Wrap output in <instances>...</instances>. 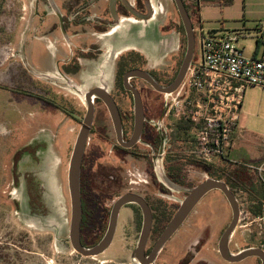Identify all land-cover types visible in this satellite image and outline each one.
<instances>
[{
  "label": "rangeland",
  "instance_id": "374dc122",
  "mask_svg": "<svg viewBox=\"0 0 264 264\" xmlns=\"http://www.w3.org/2000/svg\"><path fill=\"white\" fill-rule=\"evenodd\" d=\"M35 1L0 0V264H139L130 256L137 239V226L123 210L118 213L113 239L102 253L83 256L70 244L68 164L86 110L80 92L87 90L92 80L73 89L55 80L64 85L57 86L53 83L55 78L47 80L40 74L31 78L27 74L26 61L36 73L51 63L50 54L40 44L32 55L24 56L30 35L23 30ZM187 1L194 27L197 28L200 19L205 30L240 35L237 44L243 47V54H253L257 45L255 36L260 26L264 27V0H233L230 3L199 0L195 6L191 0ZM159 3L162 6L154 3L157 14L153 21L168 22L165 27L170 26V29L167 32L180 31L181 50L175 60L178 67L186 48L185 32L173 2L160 0ZM194 36V57H197V32ZM261 49L259 42L256 55ZM154 100H147L148 108L152 110H149L147 125L152 134L153 120L158 114L153 110L162 106L163 94ZM180 137L176 130L170 134L168 150L174 152L161 160L160 170L155 161L153 173L149 158L136 160L126 154L108 153L107 142L90 135L85 145L83 175L88 177L98 168L107 172L114 169L118 177L128 176L136 182L123 180L120 186L112 183L109 187L81 190L83 245L91 246L103 236L111 204L128 188L139 189L150 196L154 191V197L166 203L167 212L161 215L164 226L169 219L167 214L174 207L167 197L179 198L183 194L163 188L164 184L168 186L164 182L175 183L177 190L191 188L211 177L209 164H198L199 160L185 161L187 157L182 151L187 147ZM227 159H217L214 163L221 162L230 168H236L234 163L264 164V87L246 86ZM244 171L237 178L224 176L222 179L233 188L240 207L239 221L230 241L232 251L247 247L264 249V182L252 168L245 167ZM149 173L153 174V179ZM262 177L264 179V173ZM143 179L161 183L160 191L147 188ZM199 202L184 226L179 227L168 242L173 247L179 243L182 251H189L191 247L199 249L192 263H196L206 247L216 246L220 229L231 218L219 192L209 191ZM205 227H208V233L203 231ZM254 258L249 256L234 263L221 261L225 264H260V260Z\"/></svg>",
  "mask_w": 264,
  "mask_h": 264
},
{
  "label": "flooded vegetation",
  "instance_id": "af4514ba",
  "mask_svg": "<svg viewBox=\"0 0 264 264\" xmlns=\"http://www.w3.org/2000/svg\"><path fill=\"white\" fill-rule=\"evenodd\" d=\"M173 5H175L174 0H171ZM45 2V4H43ZM160 0L157 1L159 5ZM184 4H186V9L189 13L190 19L191 14L188 6V1L183 0ZM153 5V4H152ZM149 0H36L35 6L32 8L29 14V17L26 22V26L23 30L25 34L29 32V40L27 43L26 38V53L24 56L29 53L33 54L34 48L38 46V44L42 45L44 51L47 50V53L50 54L49 60L50 64L47 66L49 68L52 67V70H48L45 67L43 70L39 72H32L31 66L26 61V72L31 78L38 77L37 74H40L44 79L50 80L51 78H55L53 83L59 87H64L63 84L57 83L58 80L61 83L66 84L68 87L75 86V82L77 81V75L80 71V67L83 60H94L98 58L102 54V48L98 45V40L96 34L106 31L114 22L121 18V16H134L138 17L141 15H148L151 11L155 12ZM159 6H162L159 5ZM176 8V5H175ZM177 9V8H176ZM178 12V11H177ZM179 15V14H178ZM181 21V19H180ZM192 22V19H191ZM182 24V22H181ZM164 23L162 25V30L165 28L166 31L170 29V26ZM183 27V25H182ZM193 27V24H192ZM163 30V31H165ZM22 32V33H23ZM180 35V31H179ZM49 50V52H48ZM181 50V41H180V49L177 54L169 55V63L162 67H150L144 57V54L136 51V50H127L123 53H120L116 57L115 66H114V75L111 87L107 90L109 95L114 101L116 106V111L118 118L116 119L118 122L119 133L115 125V121L110 113L107 105L100 99L95 97L93 100L94 112L92 124L88 133L87 139H90V135H94L98 138L103 139L107 142L108 153L111 154H126L134 159H145L149 158L152 166L151 172L154 173L155 168L154 162L157 160V157H161L162 160L165 159L168 154L174 152L173 150H168V142L170 139L165 140V135H161L159 130L153 124L154 134L151 133L150 127L147 125L148 116L150 110L148 108L147 100L149 98L154 102L156 97L159 94H163L162 92L156 90L150 83L146 80L142 79L139 76H127V83L134 87L142 102V111H143V126L141 133L136 140V142L130 146L125 147L118 141V136H120L122 142H128L134 131V123H135V110H134V99L132 91L125 86L124 78L127 72L134 69H141L150 74V76L161 86L169 85L173 79L175 78L179 66L176 67L175 60L179 56ZM183 58V57H182ZM182 60V59H181ZM176 67V69H175ZM29 69V72L27 71ZM31 70V72H30ZM66 86V87H67ZM98 86H92L89 89H92ZM150 110V111H149ZM157 111L158 118L162 112V106L157 107L153 112ZM98 126V127H97ZM88 143V142H86ZM156 145V146H155ZM155 146V147H154ZM85 148L81 160L80 166V196L81 190L95 187L103 188V185L107 187L110 184H114L116 186H120L123 183V180L127 183L136 182L132 178L128 176L118 177L116 171L110 170V172L106 169H100L98 171H92L89 176L83 175V165L85 158ZM121 162V166L123 167L122 159L119 160ZM166 168L169 169L167 166ZM168 169H166L168 171ZM130 171V170H128ZM116 173V176L115 174ZM131 176L134 173H130ZM150 174V173H149ZM149 177H153L151 173ZM153 179V178H152ZM113 180V182L111 181ZM140 180V179H139ZM143 182L147 184V188L157 189L160 191L161 183H157L156 181H148L144 180ZM172 187H168L164 184L167 190L174 191L175 193H183L179 198H171L167 197V200L170 204L174 205L173 211L167 214V218L169 217L167 223L170 221L176 210L178 209L181 201L187 195V189L185 187H181L176 190V185L173 183ZM228 189L232 191L236 201L238 203L239 215H240V207L238 199L235 195L233 188L229 186L227 182H225ZM210 191L219 192L225 203L227 208L230 211L231 218L229 222L224 225L220 231L219 236L217 238L215 247H206L202 256L197 259L196 263H192L193 258L198 254L199 249L189 248V251H182V247L178 243L177 246H170L168 242L171 240L173 235L179 229V227H183L188 217L194 212V209L198 206L197 203L202 199H200L196 205L192 208V210L188 213L184 221L181 225L176 229V231L162 244V246L157 251L153 263L154 264H223V261L227 263H234L237 261H228L224 259L219 252V241L221 235L229 225L232 219V209L231 206L223 194L219 189H213ZM132 193L138 195L142 198L145 203L149 215H150V226L147 232L146 240L143 246V257H149L154 245L156 244L158 238L160 237L163 229L167 225V223L162 226L161 225V215L166 213L167 205L166 203L159 198L154 197L155 192L153 191L149 195V193L141 192L139 189L134 190L132 188H128L125 192L121 193L119 196ZM117 196V198L119 197ZM116 198V199H117ZM115 199V200H116ZM82 200V199H81ZM114 200V201H115ZM113 201V203H114ZM111 204V207L113 205ZM200 203V202H199ZM198 203V204H199ZM111 210V209H110ZM123 210L125 216H130V219H133L136 223L137 230L136 235L137 239L135 241V246L131 249V253L133 249L137 246L139 238L142 234L143 223H144V210L140 204L135 201H129L123 204L119 211ZM119 213V212H118ZM110 214V213H109ZM238 215V221H239ZM83 217V209L81 202V222ZM233 229L232 234L228 239V250L230 253H237L241 250L232 251L230 249V241L237 227ZM181 227V228H182ZM81 228V223H80ZM180 228V229H181ZM186 230V229H183ZM187 231V230H186ZM205 233H208V227L203 229ZM183 236V235H182ZM80 238H81V229H80ZM248 248V247H247ZM244 249V248H243ZM264 252V249L261 248ZM216 257H215V256ZM214 256V257H213ZM249 257V256H248ZM255 258H258L254 256ZM254 258V259H255ZM245 259V258H244ZM259 259V258H258ZM260 260V259H259ZM225 264V263H224ZM261 264V260H260Z\"/></svg>",
  "mask_w": 264,
  "mask_h": 264
},
{
  "label": "built area",
  "instance_id": "2783aa9c",
  "mask_svg": "<svg viewBox=\"0 0 264 264\" xmlns=\"http://www.w3.org/2000/svg\"><path fill=\"white\" fill-rule=\"evenodd\" d=\"M192 30L198 36V56L193 52L179 86L163 93L162 112L153 124L167 141L179 123L186 124L182 153L210 163L230 156L246 86L264 87V27L255 36L256 47L262 43L260 54L251 56L238 46L240 35L205 30L200 19ZM243 165L264 182L263 163Z\"/></svg>",
  "mask_w": 264,
  "mask_h": 264
},
{
  "label": "water",
  "instance_id": "95a60500",
  "mask_svg": "<svg viewBox=\"0 0 264 264\" xmlns=\"http://www.w3.org/2000/svg\"><path fill=\"white\" fill-rule=\"evenodd\" d=\"M174 2L183 25L185 38H186V48L183 58L181 60V64L179 66L175 78L167 86H161L150 76L148 72L141 69L130 70L129 72L126 73L124 82H125V86L129 88L133 93L135 123H134V131L132 137L128 142H122L120 136H118V141L125 147H130L136 142V140L138 139L141 133L143 126V111H142L141 98L137 90L127 83L126 77L139 76L142 79L146 80L148 83H150L156 90L162 93H168L174 91L179 86V84L181 83L184 77L188 64L192 59L194 52V45H195L194 34L192 30V22L183 0H174ZM71 88L75 89L77 88V86L75 85L72 86ZM83 93H84L86 110L83 119L81 121L80 129L78 131L76 140L73 145L72 153L68 164V172H67V183H68L70 208H71L68 236H69L70 244L76 252H78L83 256H94L102 253L110 245L113 239L120 207L129 201H135L138 204H140L144 210V223H143L142 234L139 238L137 246L133 249L131 253V257L136 259L139 264H153L154 257L157 251L159 250V248L181 225V223L184 221V219L186 218L188 213L192 210V208L196 205V203L210 190L219 189L226 196L232 209V219L229 225L227 226V228L225 229V231L223 232V234L221 235L218 245L221 256L228 261H240L248 256H256L261 260V264H264V252L259 247L244 248L235 254L229 252L228 239L232 234L233 229L238 221V215H239L238 203L236 201V198L234 197V194L232 193V191L228 189L225 182L222 181L221 179H217L213 177H207L203 181L199 182L197 185L191 187L190 189H187V195L183 198L178 209L176 210L170 221L163 229L149 257L147 258L143 257V246L150 226V215L142 198L132 193L123 194L114 201L110 210L107 228L103 236L95 244L91 246L83 245L80 238L81 196H80L79 178H80L81 160L93 119V112H94L93 100L95 97L100 98L107 105L115 121V125L119 133L118 122L116 120L118 118L116 106L114 104L113 99L107 92V90L102 86H98L92 89H87ZM156 162L158 164V170H160L162 167L161 163L159 160H156ZM164 183H166L168 186H173L172 182H170L169 180H166Z\"/></svg>",
  "mask_w": 264,
  "mask_h": 264
},
{
  "label": "crops",
  "instance_id": "0c3cea01",
  "mask_svg": "<svg viewBox=\"0 0 264 264\" xmlns=\"http://www.w3.org/2000/svg\"><path fill=\"white\" fill-rule=\"evenodd\" d=\"M149 1L154 9V3L157 4L158 0ZM156 14L151 11L148 15L138 17L121 16L106 31L96 34L102 54L94 60L82 61L76 86L80 87L91 79L88 89L96 85L108 90L113 81L116 57L131 49L143 53L150 67H162L169 63V55L179 52V33L162 31L161 27L164 23L153 21ZM257 48L253 54H257ZM102 59L104 61L100 63ZM47 69L53 68L49 66ZM106 77H109L108 80H105Z\"/></svg>",
  "mask_w": 264,
  "mask_h": 264
},
{
  "label": "trees",
  "instance_id": "16d2710c",
  "mask_svg": "<svg viewBox=\"0 0 264 264\" xmlns=\"http://www.w3.org/2000/svg\"><path fill=\"white\" fill-rule=\"evenodd\" d=\"M185 1V0H184ZM192 1V4L195 6L197 5V3H199V0H191ZM220 1V0H219ZM222 2L224 3H230L232 2L233 0H221ZM186 5V4H185ZM199 5V4H198ZM187 125L186 124H183V123H179L178 126H177V129L176 131H178L181 135V140L185 143V141L187 140L186 138V135H187ZM183 156H186L187 158L185 159L186 162H195L196 159L188 156V155H183ZM223 160H226L228 161L227 158H223ZM198 161V160H197ZM199 163L198 164H204L203 161H198ZM206 163V162H205ZM206 164H209L210 167H212V169H210V176L211 177H214V178H217V179H223L224 176L225 177H228V178H237V176L239 175H242L245 169L246 166H244L243 164H239V163H234L233 165L236 167V168H230V166H225L223 163H219V164H215L214 162H210V163H206ZM207 168H209V166H206ZM171 168V167H170ZM241 179V177H240ZM242 180V179H241ZM225 181V180H224Z\"/></svg>",
  "mask_w": 264,
  "mask_h": 264
},
{
  "label": "bare ground",
  "instance_id": "6f19581e",
  "mask_svg": "<svg viewBox=\"0 0 264 264\" xmlns=\"http://www.w3.org/2000/svg\"><path fill=\"white\" fill-rule=\"evenodd\" d=\"M80 99H81L82 103L85 105V99H84V93L83 92L80 93Z\"/></svg>",
  "mask_w": 264,
  "mask_h": 264
}]
</instances>
